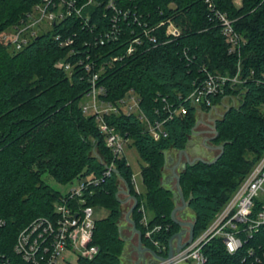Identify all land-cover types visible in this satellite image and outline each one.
Here are the masks:
<instances>
[{
  "label": "trees",
  "instance_id": "obj_1",
  "mask_svg": "<svg viewBox=\"0 0 264 264\" xmlns=\"http://www.w3.org/2000/svg\"><path fill=\"white\" fill-rule=\"evenodd\" d=\"M39 1L0 0V219L4 221L0 251L12 256L17 233L39 216L51 217L54 203L66 196L43 180L48 174L61 183L101 180L81 196L91 206H107L109 215L95 220L92 243L98 246L97 254L79 258L78 264H120L115 250L123 242L118 182L137 199L129 218L142 244L165 257L169 238L182 226L171 218L176 199L161 182L160 166L166 150L185 148L198 109L211 108L187 98L207 73L238 75L239 82L225 84L223 93L211 97L213 105L225 96L240 94L241 98L214 122L209 143L223 146L220 156L213 162L187 164L178 174L193 213L194 238L264 152V0L239 4L233 0H113L115 9L108 6L109 0H91L82 13L87 24L75 15L67 16L16 50L3 34ZM221 13L244 40L237 52L229 51ZM169 22L180 29L179 35L166 33ZM112 30L116 33L104 36L101 44L102 35ZM134 38L138 42L127 54ZM66 39L72 43L60 45ZM60 61L70 62L71 68L58 67ZM86 64L98 72L95 82L103 89L102 99L114 104L133 91L143 117L162 122L165 135L155 139L140 113L119 109L104 114L106 124L128 137L129 147L140 156L143 192L134 188L125 155L115 159L117 172L102 178L104 163L113 155L96 115L83 110L91 88ZM180 107L187 109L185 114L174 113ZM141 204L147 225L142 223ZM260 204L257 199L255 209ZM155 225L160 228L146 236ZM249 248L253 253H248ZM202 251L206 256L202 264H264V228L233 253L218 237L205 243Z\"/></svg>",
  "mask_w": 264,
  "mask_h": 264
},
{
  "label": "built area",
  "instance_id": "obj_2",
  "mask_svg": "<svg viewBox=\"0 0 264 264\" xmlns=\"http://www.w3.org/2000/svg\"><path fill=\"white\" fill-rule=\"evenodd\" d=\"M205 1L210 2V0ZM233 1L236 4L240 3V0ZM90 2L91 0H85L79 4L77 0H41L27 12L19 24L3 34V39L10 42L17 50L28 43L31 37L50 30L53 25L67 16L75 15L81 19L82 24H87L88 18L82 17V13L84 7ZM209 5L211 4L209 3ZM108 6L115 9L113 0H109ZM218 17L222 24L225 40L229 45V51H239L244 41L243 38L235 31L230 19L222 13L218 14ZM114 33L116 30L102 35L99 42L103 44L104 36ZM166 33L177 36L180 34V29L174 23L169 22ZM136 42H138V38H134L128 45L127 54L133 51L132 44ZM71 43V39L60 41V45H70ZM78 63L81 64L82 61H78ZM57 65L66 70L71 68V63L66 61H60ZM86 69L91 71L89 76L91 88L85 94L83 110L96 115L99 127L105 133V145L111 151L113 158L108 163H104L102 178L109 177L116 172L115 159L125 155V146L129 142V138L108 126L104 120V114L118 112L119 109L125 113L141 114L139 97L133 91H129L114 104L105 101L99 96L103 92L102 87H97L95 82L98 79V72L92 71L90 64H86ZM237 82H239L237 74L227 76L207 73L187 98L194 105L205 104L212 107L211 97L223 93L225 84ZM186 111L185 107H180L174 110V113L185 114ZM170 117L171 114L168 118ZM140 118L146 120L142 114ZM146 127L155 139L165 135L161 121L152 123L147 121ZM100 181L99 178L80 180L77 188L64 193L66 196L54 203V214L51 217L39 216L31 220L17 233L15 241L11 244L13 255L0 251V264H60V261L65 259L63 255L65 253L74 254L77 259L93 258L99 250L98 246L92 243L95 229V219L92 218L93 206L86 204L81 195L90 184H98ZM132 181L136 192L139 193L140 189L135 175H132ZM257 199L261 201V204L259 208L255 209ZM139 209L142 212V223L147 225L148 220L144 206L141 204ZM3 225L4 221L0 219V227ZM159 228V225H155L148 229L145 235L150 237L151 233ZM262 228H264V152L197 237L193 238L181 250L174 252L171 257L149 264H202L206 260L202 247L211 238H221L225 249L229 253H233L243 246L244 240L251 238ZM153 243L156 246L159 245L157 240H153ZM247 251L250 254L253 253L251 248Z\"/></svg>",
  "mask_w": 264,
  "mask_h": 264
},
{
  "label": "rangeland",
  "instance_id": "obj_3",
  "mask_svg": "<svg viewBox=\"0 0 264 264\" xmlns=\"http://www.w3.org/2000/svg\"><path fill=\"white\" fill-rule=\"evenodd\" d=\"M10 31V30H9ZM241 95H229L223 97L220 101H217L210 109H198L196 112V126L194 127V133L191 135L192 137L195 136L198 140H206V143L208 145H211L209 143V140L213 133H214V122L216 119L220 118L223 112L227 109V107L231 105H238L240 102ZM103 108V107H102ZM261 110L264 112V106H262ZM179 150L175 149H169L166 150L164 153V161L160 166L161 169V182L166 187H169L173 190V192L176 191V176L173 173V168L175 167L177 163L178 158V152ZM218 150H212L211 152H208V155H204L205 159H211L214 158L217 154ZM190 159L193 158V155L188 152ZM125 155L128 160V163L133 171V175H135L137 184L139 189L143 192L144 187L141 182V163L142 160L140 156L138 155L137 151L133 147H129L128 142L125 146ZM171 159V161H168ZM184 161V157L181 158L180 162ZM182 169L178 165L175 167V173L179 174V172ZM43 180L52 186L54 189L59 190L62 193H66L71 189L77 188L79 186V181L77 179H74L72 182L67 183H61L56 181L53 177H51L48 174L43 175ZM119 186V193L118 198L121 200V205L119 206L121 210V217L119 220V235L122 237L123 242L121 245H118V247L115 249L116 252L119 255L120 264H132V261L136 259V255L138 252V236L137 233L133 232L131 228L130 222L126 219L127 212L130 209V206L132 205L130 201L124 202L123 199L125 198L123 194V189L126 188V185L123 182H118ZM123 201V202H122ZM180 204V200L176 199V205ZM93 214L92 218L95 220H101L103 218H106L109 215V209L107 206L102 204H96L92 207ZM189 213V209L183 208L181 210H178L176 212V217L179 220L182 221H189L191 220ZM185 231L187 232L188 227H183ZM132 230V231H131ZM141 248L145 247L142 244L141 241ZM65 256V259L63 261H60V264H78L77 256L71 253H65L63 254Z\"/></svg>",
  "mask_w": 264,
  "mask_h": 264
},
{
  "label": "water",
  "instance_id": "obj_4",
  "mask_svg": "<svg viewBox=\"0 0 264 264\" xmlns=\"http://www.w3.org/2000/svg\"><path fill=\"white\" fill-rule=\"evenodd\" d=\"M193 133H194V131H193ZM193 133H192V134H193ZM191 138H192V137H191V135H190L189 138H188V140H187V142H186V144H185V148L180 149V150L178 151V152H179V153H178V155H179V160L181 159L182 155H184L185 160L182 161V162L178 161V163H176L175 167H177V166L179 165L181 169H184L185 166H186L187 164H193L194 162H196V161H198V160L203 161V162H213V161H215V160L220 156V154H221L222 151H223V146L220 145V146L214 147V146L208 145V144L206 143V140H204V141H203L204 148L214 147V148H216V149H217V148L220 149V152H219L214 158H212L211 160H206V159L204 158V156H203L204 153L201 154V155L198 154V155H196V156H194L193 158L190 159L189 156H188V154H187V148H188V146H189L190 143H191ZM208 140H209V139H208ZM168 161H171V159H169ZM175 167L173 168V173H174V175L176 176V191L173 192V197H174L175 199H179V200H180V204H179V205H176V206L172 209V212H171V218L173 219V221H174L175 223H177V224H179L180 226H182V229L179 230L178 232L172 234L171 237L169 238V241H168V252H167L166 257H163V256H159V255H157V254L155 253V251L152 250L151 248H148V247H143V248H141V247H140V245H141V235H140V233L138 232V235H139V236H138V245H139V249H146V250H149V251L153 254V256H154V260H153V262L156 261V260H164L165 258H169V257H171V256L173 255L174 252L181 250V249H182L183 247H185L188 243H190V242L193 240V238H194V233H193L194 222H193V221H182V220L177 219V217H176V212H177L178 210H181V209H183V208L188 207V206H187L188 204H187V201L185 200L184 195H183V193H182V191H181V189H180V186H179V176H178V174L175 173V171H174V170H175ZM116 172H117V170H116ZM129 197L132 198L133 203H132V205L130 206L129 211L127 212L126 219H127L130 223H132L133 228L135 229L132 220L129 218V215H130V212H131V211L134 209V207L137 205V199H136L135 197H133V196H130V195H129ZM185 226L188 227L187 232L185 231V229H183V227H185ZM185 234H187V238L184 239V235H185ZM174 239H176V246H175V247H174V245H173V241H174ZM151 263H152V262H151Z\"/></svg>",
  "mask_w": 264,
  "mask_h": 264
},
{
  "label": "crops",
  "instance_id": "obj_5",
  "mask_svg": "<svg viewBox=\"0 0 264 264\" xmlns=\"http://www.w3.org/2000/svg\"><path fill=\"white\" fill-rule=\"evenodd\" d=\"M192 137V136H191ZM203 141H204V139L203 140H198V139H196V137L195 136H193L192 138H191V143H190V145L188 146V148H187V154H188V152L190 151V153L193 155V157L194 156H196V155H198V154H203L204 153V155H208L209 153L208 152H211L212 150H215L216 148H214V147H209V148H204V145H203ZM189 155V154H188ZM203 155V156H204ZM212 159V158H211ZM211 159H206V160H211ZM181 160V159H180ZM179 160V156H178V158H177V163H178V161H180ZM123 194H124V196H125V198L123 199V201L124 202H128V201H130V203L132 204L133 203V200H132V198L131 197H129V195H128V190H127V187L125 188V189H123ZM122 201V202H123ZM188 208V207H187ZM189 213L191 214L190 215V217H191V220H189V221H193V213L191 212V210L189 209ZM131 224V223H130ZM131 228H132V230H133V232H135L134 231V228H133V225L131 224ZM131 230V231H132ZM136 233V232H135ZM137 236H139L138 235V233H137ZM185 238H187V234H185L184 235V239ZM173 245H174V247L176 246V239H174V241H173ZM146 247V246H145ZM138 254L136 255V259H134L133 261H132V264H149V263H151V262H153V260H154V256H153V254L149 251V250H146V249H139V245H138Z\"/></svg>",
  "mask_w": 264,
  "mask_h": 264
},
{
  "label": "flooded vegetation",
  "instance_id": "obj_6",
  "mask_svg": "<svg viewBox=\"0 0 264 264\" xmlns=\"http://www.w3.org/2000/svg\"><path fill=\"white\" fill-rule=\"evenodd\" d=\"M188 156H189V155H188ZM182 157H184V155H182ZM182 157H181V158H182ZM189 158H190V157H189ZM184 160H185V157H184Z\"/></svg>",
  "mask_w": 264,
  "mask_h": 264
}]
</instances>
